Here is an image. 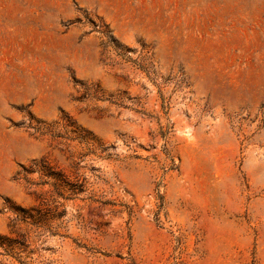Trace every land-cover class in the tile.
<instances>
[{
  "label": "rangeland",
  "instance_id": "1",
  "mask_svg": "<svg viewBox=\"0 0 264 264\" xmlns=\"http://www.w3.org/2000/svg\"><path fill=\"white\" fill-rule=\"evenodd\" d=\"M0 264H264V0H0Z\"/></svg>",
  "mask_w": 264,
  "mask_h": 264
},
{
  "label": "trees",
  "instance_id": "2",
  "mask_svg": "<svg viewBox=\"0 0 264 264\" xmlns=\"http://www.w3.org/2000/svg\"><path fill=\"white\" fill-rule=\"evenodd\" d=\"M48 174L51 176H56V173H52V171H48Z\"/></svg>",
  "mask_w": 264,
  "mask_h": 264
}]
</instances>
